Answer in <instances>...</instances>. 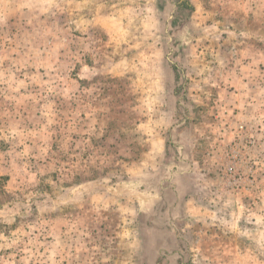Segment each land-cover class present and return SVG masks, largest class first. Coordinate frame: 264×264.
Masks as SVG:
<instances>
[{
	"label": "rangeland",
	"instance_id": "374dc122",
	"mask_svg": "<svg viewBox=\"0 0 264 264\" xmlns=\"http://www.w3.org/2000/svg\"><path fill=\"white\" fill-rule=\"evenodd\" d=\"M0 264H264V0H0Z\"/></svg>",
	"mask_w": 264,
	"mask_h": 264
}]
</instances>
